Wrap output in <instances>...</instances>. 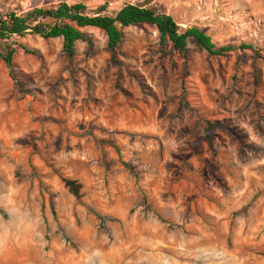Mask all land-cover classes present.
<instances>
[{"label": "rangeland", "instance_id": "1", "mask_svg": "<svg viewBox=\"0 0 264 264\" xmlns=\"http://www.w3.org/2000/svg\"><path fill=\"white\" fill-rule=\"evenodd\" d=\"M61 3L144 6L236 51L191 41L185 60L150 25L115 51L87 28L72 58L61 38H15L31 53L0 60V264H264V0H0V14Z\"/></svg>", "mask_w": 264, "mask_h": 264}, {"label": "trees", "instance_id": "2", "mask_svg": "<svg viewBox=\"0 0 264 264\" xmlns=\"http://www.w3.org/2000/svg\"><path fill=\"white\" fill-rule=\"evenodd\" d=\"M107 10L103 6L94 13L82 3H61L52 8L34 9L23 15L16 12L0 14V43L3 44L0 48V60L12 69L19 49L30 54L26 46L15 41V38H25L27 35L38 36L46 41L61 38L64 52L72 58L76 55L78 42L83 41L93 46V41L84 32L87 28L102 31L108 38L109 49L115 51L123 43V30L141 25L156 27L162 41H170L173 50L185 60H188L191 41L213 57H224L236 51L234 47L218 48L201 28L184 30L172 16L158 14L151 8L127 4L114 15H108ZM241 49L252 50L253 47L245 45ZM209 129L212 130L213 126L210 125ZM62 181L77 200L83 198L82 184L68 178H63Z\"/></svg>", "mask_w": 264, "mask_h": 264}, {"label": "clouds", "instance_id": "3", "mask_svg": "<svg viewBox=\"0 0 264 264\" xmlns=\"http://www.w3.org/2000/svg\"><path fill=\"white\" fill-rule=\"evenodd\" d=\"M211 258V257H210Z\"/></svg>", "mask_w": 264, "mask_h": 264}]
</instances>
